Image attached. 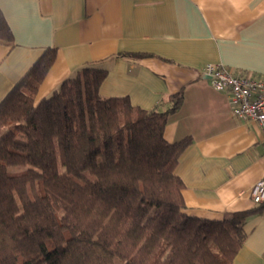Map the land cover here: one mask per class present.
Returning a JSON list of instances; mask_svg holds the SVG:
<instances>
[{"label": "trees", "instance_id": "obj_1", "mask_svg": "<svg viewBox=\"0 0 264 264\" xmlns=\"http://www.w3.org/2000/svg\"><path fill=\"white\" fill-rule=\"evenodd\" d=\"M0 43L14 44L1 9ZM56 58L45 50L0 104V264H232L254 210L186 212L176 169L190 138L164 137L183 94L165 111L104 98L93 62L37 103Z\"/></svg>", "mask_w": 264, "mask_h": 264}, {"label": "crops", "instance_id": "obj_2", "mask_svg": "<svg viewBox=\"0 0 264 264\" xmlns=\"http://www.w3.org/2000/svg\"><path fill=\"white\" fill-rule=\"evenodd\" d=\"M0 9L14 36L13 45L0 43V104L48 48L57 58L37 103L93 62L107 70L104 98L165 111L169 97L182 93L164 137L190 138L176 169L186 212L221 221L254 210L232 264H264V203L255 205L250 194L264 178L263 133L234 119L230 95L201 74L215 64L264 79V0H0Z\"/></svg>", "mask_w": 264, "mask_h": 264}, {"label": "built area", "instance_id": "obj_3", "mask_svg": "<svg viewBox=\"0 0 264 264\" xmlns=\"http://www.w3.org/2000/svg\"><path fill=\"white\" fill-rule=\"evenodd\" d=\"M201 74L210 80L215 91L230 95V113L234 119L259 125L264 153V79L253 75L236 76L215 64L205 65ZM250 194L255 205L264 203V178L252 186Z\"/></svg>", "mask_w": 264, "mask_h": 264}, {"label": "rangeland", "instance_id": "obj_4", "mask_svg": "<svg viewBox=\"0 0 264 264\" xmlns=\"http://www.w3.org/2000/svg\"><path fill=\"white\" fill-rule=\"evenodd\" d=\"M20 170H22V169H20Z\"/></svg>", "mask_w": 264, "mask_h": 264}]
</instances>
